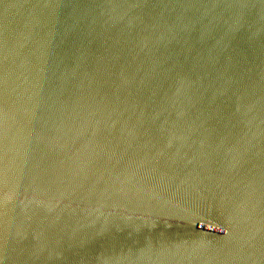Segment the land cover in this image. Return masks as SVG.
<instances>
[{
  "label": "water",
  "instance_id": "obj_1",
  "mask_svg": "<svg viewBox=\"0 0 264 264\" xmlns=\"http://www.w3.org/2000/svg\"><path fill=\"white\" fill-rule=\"evenodd\" d=\"M0 264H264V0H0Z\"/></svg>",
  "mask_w": 264,
  "mask_h": 264
}]
</instances>
